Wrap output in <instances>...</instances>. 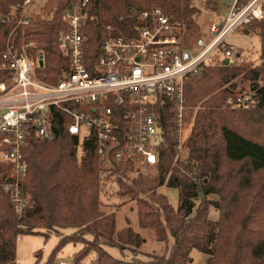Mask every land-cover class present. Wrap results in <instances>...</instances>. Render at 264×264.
<instances>
[{"label": "trees", "instance_id": "16d2710c", "mask_svg": "<svg viewBox=\"0 0 264 264\" xmlns=\"http://www.w3.org/2000/svg\"><path fill=\"white\" fill-rule=\"evenodd\" d=\"M77 0H44L46 19L32 18L29 27L14 29L17 43L34 41L31 53L43 59L42 74L57 80L66 64L58 44L59 32L66 28L61 17L64 9ZM21 0H0V16L6 15ZM157 5L179 19L184 27L185 45L197 36H206L212 20L201 24L202 8L216 14V0H88L83 23L85 57L89 66L99 54L107 35L106 26L128 31L137 19L133 10ZM15 20L0 21V51L6 31ZM203 27V29H202ZM258 30L260 60L250 65L231 61L206 67L198 77L186 83V105L194 112V121L185 139L186 156L176 147V125L172 113L161 109L163 139L158 146L157 173L153 177L140 172L128 161L106 163L109 175H116L117 194L136 202L138 225L151 229L157 241L172 238L170 251L156 254L138 252L145 239L132 227L116 229L114 212H104L100 200V173L105 164L95 151L91 138L85 137L78 149L79 137L67 131V123H56V138L40 140L33 134L23 148L28 172L22 187L29 203L17 214L8 196L0 197V264H16V240L24 234L50 232L60 234L59 241L43 264H54L55 254L69 242L82 247L73 255V264H192L190 252L196 249L208 255L207 264H264V184L256 177L264 173V19L247 26ZM36 71V70H35ZM38 72V71H37ZM250 82L254 97L251 107H233L239 92L237 78ZM117 112L120 114L119 109ZM122 124L123 119L117 120ZM121 135L123 130L116 129ZM80 152V153H79ZM129 177V178H128ZM127 180V182H125ZM124 181V182H123ZM178 190L174 208L160 189ZM199 193L203 195L196 205ZM214 194L216 199L206 196ZM218 210V220L208 218L209 206ZM71 228L62 235L61 229ZM105 245L118 248L125 256L115 258ZM138 254L136 255V253ZM34 264H38L40 250Z\"/></svg>", "mask_w": 264, "mask_h": 264}, {"label": "built area", "instance_id": "2783aa9c", "mask_svg": "<svg viewBox=\"0 0 264 264\" xmlns=\"http://www.w3.org/2000/svg\"><path fill=\"white\" fill-rule=\"evenodd\" d=\"M33 2L21 0L0 16L2 22H16L6 31L0 51V197L8 196L17 214L29 203L22 187L28 172L23 148L29 136L52 141L56 123L69 119L67 131L79 137L80 151L87 137L105 162L112 156L136 168H157L161 109L172 113L175 150L180 152L189 111L186 83L209 65L240 57L228 36L247 33V26L264 19V0H221L206 36L185 45L183 23L151 5L131 12L137 22L128 31L106 26L100 52L87 66L83 23L88 0H77L62 13L66 28L59 32L57 44L66 64L52 82V74L38 70L43 59L30 51L35 42L17 43L14 38L15 28L31 25L27 10ZM120 118L123 127L117 123ZM117 128L123 130L120 136Z\"/></svg>", "mask_w": 264, "mask_h": 264}, {"label": "rangeland", "instance_id": "374dc122", "mask_svg": "<svg viewBox=\"0 0 264 264\" xmlns=\"http://www.w3.org/2000/svg\"><path fill=\"white\" fill-rule=\"evenodd\" d=\"M219 4L221 0H216ZM44 0H34L33 4L28 8L27 14L31 17L39 19H46L47 15L42 10ZM201 24L205 28L207 21L214 20V14L210 10L202 8V13L200 14ZM202 27V29H203ZM227 42L236 46L240 52V57H237L235 63H246L250 65H255L259 63L260 60V48L261 40L258 35V30H252L247 33L245 31H236L231 33L228 36ZM220 63V62H218ZM216 63V64H218ZM238 84V94L235 101L232 102L233 107H251L254 103V97L250 91V82L241 77L237 78ZM264 83V82H263ZM192 108L189 107V111L186 114V119L183 125V132L187 137L189 130L192 127L194 112L196 108H193V114L188 115ZM80 153V152H79ZM178 154L181 158L186 156V149L183 147ZM105 164L102 165V170L100 173V200L101 208L104 212H114L116 218V229H121L123 227H132L134 231L138 232L144 239L145 242L139 248L140 252L146 253H156L162 254L170 251L172 246V238L166 241V243L157 241L153 230L147 228H141L138 225V216L136 210V202L129 200L126 197H120L117 192L119 186L116 181V175H109L110 172L106 170L109 167V164L104 161ZM135 168L133 171L128 172L130 178L135 177L137 173H141L145 176L153 177L157 173V168ZM128 177V178H129ZM124 182V181H123ZM127 182V180H125ZM256 182L264 184V173L257 175ZM160 191L166 195L169 203L176 208L178 205V190L174 188L161 187ZM203 199V195L199 193L198 197L195 200L196 205H198ZM208 200L216 199V195L210 194L206 196ZM219 214L218 210L210 205L208 211V218L216 221L218 220ZM74 229L66 228L61 229L62 235L71 234ZM60 234L55 232H50L47 237L41 234H24L18 236L16 240V264H34L36 262L37 254L36 252L40 250V259L38 264H43L49 257L51 251L59 241ZM82 243L80 242H69L65 244L56 254L54 264H73V255L75 252L80 250ZM105 249L112 254L115 258H123L127 252L123 254L118 248L105 245ZM136 253V255L138 254ZM95 253L90 252L87 257L84 259V263L88 264L94 260ZM208 255L202 253L196 249H192L190 252V260L192 264H207Z\"/></svg>", "mask_w": 264, "mask_h": 264}, {"label": "water", "instance_id": "95a60500", "mask_svg": "<svg viewBox=\"0 0 264 264\" xmlns=\"http://www.w3.org/2000/svg\"><path fill=\"white\" fill-rule=\"evenodd\" d=\"M67 8L70 9V8H71V4H69V5L67 6ZM222 63H223L224 65H228V64H229V60H228V59H224Z\"/></svg>", "mask_w": 264, "mask_h": 264}]
</instances>
